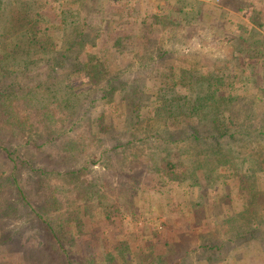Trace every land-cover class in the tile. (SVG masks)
Masks as SVG:
<instances>
[{
  "label": "trees",
  "instance_id": "obj_1",
  "mask_svg": "<svg viewBox=\"0 0 264 264\" xmlns=\"http://www.w3.org/2000/svg\"><path fill=\"white\" fill-rule=\"evenodd\" d=\"M222 1L221 9L213 12L218 19L225 21L227 9L238 13L244 11L241 0ZM35 2L36 0H0V253L22 252L23 258L37 264H84L78 258L75 244L77 238L86 233L83 219L92 216L96 205L92 200H87V195H80L78 192V189L85 190L88 185L83 187L80 184L74 191L77 196H83L79 205L74 204L78 198H68V194L63 192L66 191V184H73L74 187L78 182H90V175L83 168H72L82 146L79 139L71 138L66 140L62 149L59 143L56 153L47 152L44 148H53L58 143L60 121L66 122L70 117H76V110L79 112L89 105L84 98L89 100L90 95L80 96L78 90L95 87L104 80L93 93L101 94V99L106 103H113V84L126 76L132 77L131 73L130 76L127 75L130 64L127 68L116 64L117 54L127 53L143 67L144 59L140 57L142 51L158 50V58L164 65L161 74L167 84L152 91L142 88L138 93L131 92L122 98L125 126L121 131L104 126V113L92 125L95 124L106 135L112 131L133 138L137 137L138 128L141 131L149 130L155 132V136L158 134L156 137L162 143L173 146V149H161L165 151L161 164L149 166L151 170L155 168L161 180L165 178L169 183L178 184V187L165 193L170 199L161 204L164 209H160V212L166 213L173 220L176 216L183 217L181 223L186 226L184 232L195 230L200 233L202 244L196 250L200 251L209 264L223 253V244H219V240L210 231L214 225L216 229L219 215L208 213L220 207L222 201H227V210L232 215V206L228 205L232 197L220 195L219 189L227 187L231 180L238 183V200L246 203L242 212L234 214L236 219L228 222L227 233L231 236L224 242L230 245L241 243V247L243 243H247V247L255 246L256 242L261 250L252 246L253 251H256L252 255L261 256L264 260V190L260 187L257 176H264V91H261L258 98L262 106L260 112L257 111L259 109H252L256 103L242 102L250 95L249 91L242 95L231 91L240 79L238 75H233V71H242L237 62L233 64L230 60L217 57L208 64L199 63V60L187 63L186 59L165 63L170 58L169 52L162 49V40L151 42L144 36L146 31L154 32L152 25L158 24L164 29L166 26L171 27L169 25L172 23L165 20V15L151 17L150 27L143 21L140 22V25H136V33V30L124 24L126 20H130L131 14L125 20L121 11L116 13L117 18L105 16L99 26H80L78 11L83 9L85 15H91V9L86 3H93L95 0H60V12L52 16L42 13ZM187 7L189 11H186ZM173 8L178 14L185 16L187 24L200 18L205 25L206 18L212 16L207 12L205 4L197 0H177ZM251 8L249 23L253 27L263 28L257 15H264L261 10ZM45 19L49 22H44ZM212 20L216 21L211 19V23ZM211 23L205 28L206 31H214L215 39H228L229 26ZM174 27L178 29L177 36H180L182 26L177 24ZM253 27L241 23L238 29L242 31L241 36L237 34L238 36L229 39L230 43L237 46H234V51L239 52L244 58L242 60H253L256 56L264 55V50H261L264 49V43L263 47L256 42L258 40L254 44H248L259 35ZM103 29L115 36V43L109 48L97 47V40ZM245 35L247 38H244ZM260 60L264 64V56ZM41 63L47 67L46 71L29 76L30 68ZM249 67L251 68V63ZM80 77L85 81L77 87L73 86L71 81ZM138 78L140 76L137 75L131 83ZM243 80L250 86L256 83L255 77L251 75L244 76ZM58 85H62L61 92ZM153 97L160 100L161 117L155 120L159 123L157 126L146 122H153V118H142L139 115L141 105ZM242 116L243 122L238 123ZM254 119H259L261 127L252 130L250 123ZM22 138L25 139V146L22 145ZM255 140L262 141V146H254ZM32 148L35 153L30 156ZM43 159L64 169L63 172L52 170L53 174H60L62 178L60 187L42 182L32 183L30 189L22 186V172L29 171V175L40 176L52 173L48 171L46 164L44 166L43 163L42 168L36 162ZM185 183L188 184L187 187H182ZM8 187L17 193L14 199L9 197ZM187 188L193 189L191 193L197 200L190 202V205L188 202L177 204L174 198L184 190L187 194ZM209 190L219 195L217 198L214 196L211 203H207L211 197ZM88 195L94 196L90 193ZM185 197L189 198L188 194ZM22 209V214L29 219L34 230L32 238L23 237L22 234L11 236L6 230L7 221L22 217ZM103 209L107 220L122 214L121 206L117 204L104 206ZM156 211L159 213V209ZM162 226L166 227V224ZM155 236L157 235L154 234L153 237ZM153 245L150 240L146 250L137 256L135 264H191L190 254L195 249L180 251L178 243H168L165 254H155ZM116 249L115 254H119V257L108 252L104 254L103 264H131L126 263L127 258L123 257V246ZM232 249L235 250V247L229 250ZM242 251L243 255H247ZM175 255H178V259L170 263V256ZM147 259L149 262L145 261Z\"/></svg>",
  "mask_w": 264,
  "mask_h": 264
},
{
  "label": "rangeland",
  "instance_id": "obj_2",
  "mask_svg": "<svg viewBox=\"0 0 264 264\" xmlns=\"http://www.w3.org/2000/svg\"><path fill=\"white\" fill-rule=\"evenodd\" d=\"M4 1H14V0H4ZM62 1V0H61ZM116 1V3H112ZM177 0H95V2H87V6L91 9V15H85L83 9L79 10L77 13L78 21L80 26L85 25H101V20L105 19V16H110L111 18H117L121 11L124 14L125 20L127 15L130 13V22L125 21V26L138 32L137 26L140 25V22L146 23L148 27L151 24V17L154 16H164L165 20L170 21L175 25L180 24L182 27L180 30V36H177V28L174 27H160V25H152L153 33L146 31L145 38L151 42H157L159 39L162 40V49L169 52L170 60L164 61L167 64H170L172 61L185 60L187 63H190L193 60L198 61L199 63L208 64L211 61L215 60L217 57L230 60L231 63L235 64L242 71H233V75H238L239 80H237L235 85L232 87L231 91L234 94L242 95L249 91V96L245 98L242 102H251L256 105L252 109L257 111H262V106L258 102L259 96L262 94L261 91H264V64L261 62L260 57L256 56L253 60H245L239 52L234 51L236 46L233 42L230 43V38L232 36H241L242 31H238L241 23L246 24V26L253 27L249 23L248 19L251 14V7H255L256 10H261V14L264 15V0H241L243 2L244 11L238 13L237 11H231L227 9L225 16V21L223 19H218L213 12L215 10L221 9L222 0H197L205 4L207 12L212 14V18H206L205 25L202 23L200 18L192 24H187L188 22L185 19L184 15L178 14L174 10V6ZM42 13L47 16L55 15L56 12H60V0H36V2ZM226 9V8H225ZM186 11H189L188 7ZM213 16H215L213 18ZM218 16V15H217ZM257 15L259 18V24L263 25V28L253 27L256 32L259 34L249 41L248 44H254L255 40H258L259 44L264 43V16ZM209 19V20H208ZM211 19H216L212 20ZM44 22L48 23L49 20L45 19ZM209 23L217 25L229 26L228 39H215L214 31H206ZM85 24V25H84ZM135 24V25H134ZM210 24V25H211ZM135 26V28L133 27ZM189 26V28H186ZM204 27V29H203ZM191 29V30H190ZM189 30V31H187ZM247 38V35L244 36ZM115 43V36L109 34L106 29H103L101 37L97 40V47L99 48H109ZM125 44V43H124ZM139 44H141L139 42ZM142 46V45H141ZM237 47V46H236ZM247 47V44L244 45ZM263 47V46H262ZM255 48V46H254ZM262 52L264 49H262ZM142 49L140 48V52ZM140 57L144 59V62L139 65L136 59L131 58L129 54L120 55L117 54L115 62L121 68H127L130 64V72L128 76L122 78L121 80L113 84L114 92V101L112 104L106 103L101 99V94L96 95L93 92L97 86H100L104 80H101L99 84L95 87H84L78 90L80 96L90 95L89 100L85 97V102L89 105L83 110V108L76 112V117H70L66 122L60 121V137L58 138V143L53 145V148L46 146L44 149L47 152L56 153L58 151V144L60 143V149L67 139L73 138L74 140L79 139L81 144V150L76 154L75 165L72 168L79 170L80 168L84 169L87 174L90 175V182L83 183L78 182L76 186L73 187V184H66V192L68 198L77 199L74 204L79 205V201L82 200L83 196H77V193H74L76 188L80 187V184L83 187L87 188L79 190L81 194L87 195V200H92V203H95L96 208L93 209L92 216L85 217L83 222L85 223V234L77 238L75 244V249L78 254L79 260L84 262V264H98L104 263L105 255L108 252L115 253L117 252V247L121 245L124 249V256L126 257V263L130 262L135 264L137 256L141 255L143 250H146V246L150 243V240L153 241L154 252L155 254H165L169 243L176 244L181 247L180 251H186L192 249L195 251L190 254L191 264H209L205 257L196 250L201 244V235L195 230L185 231L186 226L181 223L183 217H173L174 220L167 216L166 213L160 212L163 211L164 207H161V204L168 202L170 199L168 193L169 189L178 187L176 183H169L165 178L161 180L158 172L150 169V164H161L162 154L165 152L161 149H169L173 146L162 143L158 140V134L155 136V132L149 130L141 131V128L136 132L137 137H131L128 135L122 136L119 132L112 133V131L106 135L103 132L99 131V127L95 124L92 125L103 113H104V126H110L116 131H121L125 126V111L124 106L121 101L123 97H126L133 93H138L140 90H149L152 91L154 88H160L167 84L161 74L164 70V65H162L160 59L158 58V50L151 51H142ZM237 60V61H236ZM219 62H216L218 64ZM251 63V68L249 67ZM46 66L44 63L39 65L32 66L29 71V76H36L42 74L46 71ZM138 71V72H137ZM140 76L135 82L131 83L134 77ZM255 77V84L251 86L243 80L244 76ZM126 78H129L127 80ZM85 81L84 78H75L71 81L73 86L77 87ZM150 81V83H149ZM68 83V81H67ZM147 85V87H146ZM90 86V85H89ZM155 86V87H151ZM59 92L62 91V85H58ZM96 92V91H95ZM96 100V102H95ZM159 105L160 100L153 97L143 103L140 107L139 115L142 118H153V122L146 121L151 125L157 126L155 121L159 119ZM89 107V108H88ZM244 116H242L238 123L243 122ZM245 124V123H243ZM251 129H257L261 127L259 119L251 120L250 123ZM158 127H154L156 129ZM160 130V129H159ZM142 133V134H141ZM66 134V135H65ZM78 136H81L78 138ZM24 145L25 139L22 138ZM262 141L255 140L254 146L261 144ZM16 146V145H15ZM17 147V146H16ZM24 148V147H22ZM32 151V153L30 152ZM29 155L35 153L33 148L30 149ZM37 163L40 164V167L46 166L49 167V172L57 169L56 172H63V168L54 166V163H49L47 159L37 160ZM136 162V163H135ZM43 168V167H42ZM29 171L20 175V183L22 186H26L27 189L31 188L32 183H46L50 185H56L60 187L62 178L56 173H52L46 176H40L39 174L29 175ZM39 175V176H38ZM259 185L264 190V176L259 174ZM91 186L89 187V185ZM165 184V186H164ZM187 183L182 184L181 186L187 187ZM180 186V187H181ZM188 189V196L186 198V191L184 190L182 194H178L174 198L175 202L179 205L185 204L188 202H195L196 197L192 195L193 189ZM9 192V197L12 196V199L16 197L17 193L13 188H7ZM212 190V189H211ZM209 190V201H213V197L216 198L219 196L213 191ZM239 185L235 181H229L227 187H222L219 189V194L221 195H230L232 201L228 202L232 206L233 212L232 215L227 210V201H222L220 207L213 209L208 215H219L218 222L210 229L212 236L219 240V244H223V253L219 258H215L211 264H264V260L256 255H252L253 247H258V250H261V247L255 242L254 245L247 247V243H243L241 247L240 244H227L224 241L231 235L227 233L228 222L235 220L237 213L242 212L246 201L238 200ZM73 192L72 194L70 192ZM94 196L90 197L88 194ZM95 197V200L93 199ZM84 199V198H83ZM82 203V202H81ZM84 203V202H83ZM90 203V201L88 202ZM102 204V205H100ZM117 204L121 206L122 214L112 216V219L107 220L106 216L103 213L104 206ZM248 204V202H247ZM67 208V207H65ZM159 209V213L156 211ZM208 209V208H207ZM232 211V210H231ZM237 212V213H236ZM21 210L22 217L18 219H12L11 221L6 222V230L11 236H16L22 234L23 237H34L32 235L33 228L29 219ZM16 216V215H15ZM207 216V215H206ZM158 218V220H157ZM216 218V217H215ZM171 223V224H170ZM162 224H166V227H163ZM218 226V227H217ZM210 228V227H209ZM205 229V228H204ZM215 230V231H213ZM206 231V230H205ZM207 231V232H210ZM156 234L157 236L153 237ZM98 241H97V240ZM237 246V247H236ZM241 248H240V247ZM51 247V246H50ZM235 247V250H229ZM149 248H147L148 251ZM264 249V248H263ZM229 250V251H228ZM238 250V251H237ZM247 255H243V251ZM149 252V251H148ZM264 253V252H263ZM261 254V253H260ZM23 253H0V264H37L34 261L23 258ZM119 257V254L116 255ZM178 259V255L170 256V263L175 262ZM148 260V261H147ZM145 260L149 262V259ZM98 261V262H97ZM121 262V260H119ZM124 263V262H123Z\"/></svg>",
  "mask_w": 264,
  "mask_h": 264
}]
</instances>
